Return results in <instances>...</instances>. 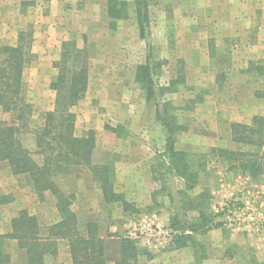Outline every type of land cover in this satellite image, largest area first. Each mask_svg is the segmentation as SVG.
I'll list each match as a JSON object with an SVG mask.
<instances>
[{"label": "crops", "instance_id": "1", "mask_svg": "<svg viewBox=\"0 0 264 264\" xmlns=\"http://www.w3.org/2000/svg\"><path fill=\"white\" fill-rule=\"evenodd\" d=\"M161 6V8L172 10L173 15L166 13L161 15L157 13L153 17L149 15L151 57L155 55V60L160 59L165 66H171L172 59L183 61L187 65V70H194L197 73L192 79L195 81L193 85L202 86L205 89L203 97L196 100V108L192 114L183 113L177 119V124L182 129L176 134L175 151L188 155L212 149L244 151L246 149L244 146L231 141L230 125L249 124L252 118L261 111V101L254 96V92L260 88V82L253 72L247 70L250 62L258 61L264 57V0H169ZM47 9V13L39 21L41 24L35 26V29L37 28L35 31L39 33L41 30L47 29V32L51 30L54 38L64 40L70 35L68 30L72 31V28L70 30L66 24L75 21L85 24L80 36L85 41L79 43L76 37L71 36L83 53L88 71V86L85 96L72 109L76 114L77 121L75 135L79 137L92 129L95 139L102 142L103 156L99 163H110L113 166L114 192L124 194L127 191L136 207H148L154 202L157 183L161 181L155 173V168L162 167L165 162L163 156L164 136L157 115L151 119L152 125L147 127L141 116L142 113L139 112V116H133L134 120L138 119L137 125L133 129L129 127L121 135L113 131L114 125L109 124V128L106 125L100 126L103 115L98 112V108L91 106L92 100L97 101L99 107L100 103H104L107 115L110 116L116 109L120 110L121 107L126 109L125 105L129 103L124 102V99L129 96L126 89H122L123 93L120 97L117 99L114 97L117 94L119 81L121 82L123 79L119 73L114 72L117 69L110 70L103 64L98 66V72L94 78L88 55L90 49L98 47L106 49V47L113 46L115 40L118 39L119 43L114 46H116L118 54L123 55L121 63L124 67V63L127 61L126 57L130 56L131 51L125 44L128 39L130 40L128 42L137 48V55L142 56L135 65L145 63V42L139 36L134 7L127 19L116 22L117 26L114 30L109 29L108 26L112 20L107 14V0H48ZM127 21H129V27L133 28L130 34L119 31V23L122 26ZM48 24L51 25L48 27ZM97 25L103 26L101 34L94 32V27ZM171 25L173 31L169 32ZM34 37L36 35L33 34ZM171 40L173 41L171 42ZM227 40H229V46H222L221 43ZM120 41H123L124 45H121ZM210 42H213L214 47L210 46ZM224 54L226 55V58H223L224 62H218V58ZM215 59L216 62L213 64ZM221 67L224 71L222 75L216 73ZM171 79L172 77L169 80ZM131 82L136 83L134 79ZM147 101V96L144 93L135 103L141 109L142 106H146ZM119 102L123 105H117ZM129 112L132 114V108L125 114ZM148 113L151 116L152 110L149 109ZM130 137L134 138V143L128 141ZM213 163L221 168L218 171V189L212 192L213 195H216L217 208L223 206L227 199L233 195L241 196L242 202L247 205L250 199L254 202L261 199V204L255 208V211L264 218V202H262L264 175L253 179L248 175L231 171L226 162L217 157H213ZM174 179L183 182V179L179 177H173V181ZM257 183L259 190L254 192L252 187L255 184L257 186ZM99 197L102 200L100 192ZM157 213L145 214L143 217L145 219L139 223L138 228H135L142 236L145 234L144 237H141L143 246L154 253L148 257L140 255L135 264H187L190 260L184 256V253L189 247L175 248L167 242L165 248L159 250V247H162L161 242L155 240L151 243L148 240L150 235H154L152 225H155L156 228H159L161 224L165 225L166 219L163 213ZM147 223L150 225L147 226ZM148 227L151 229L149 230ZM149 231L152 232L148 234ZM212 233H215V230L209 234ZM2 234L3 232H0V235ZM199 241L204 252L203 264L209 262L218 264L224 259L225 250H222V241L215 245L211 243L207 245L201 240ZM112 245L115 246L113 250L111 249ZM261 248L264 252V245H261ZM16 251L24 257L25 263L24 252L18 248ZM16 251L13 250L11 253ZM118 254V237L106 238V264H115ZM235 259L234 256L228 260L235 262ZM69 261V258H66L63 263H69Z\"/></svg>", "mask_w": 264, "mask_h": 264}, {"label": "trees", "instance_id": "2", "mask_svg": "<svg viewBox=\"0 0 264 264\" xmlns=\"http://www.w3.org/2000/svg\"><path fill=\"white\" fill-rule=\"evenodd\" d=\"M113 0H107V14L113 19L109 29H116L114 21L118 15ZM134 12L140 38L146 45V60L137 66L135 82L145 90L147 100H156L162 93L158 88L154 70L164 62L152 60L149 47L148 0H134ZM118 18V17H117ZM33 28L27 27L17 34L14 45H0V163L5 162L11 174L26 176L31 188L39 195L48 192L55 198V208L59 219L50 225L42 235L34 216L22 210L11 220L10 234L0 235V264L10 262L5 251V242L12 240L16 247L24 252L25 264H45L46 259L55 258L61 243L67 248L69 263L60 264H106L105 239L94 224H87L85 232L78 226L76 214L71 209L74 195L61 190L57 181L69 175L73 168L86 169L92 181L100 191L102 202L118 203L126 210L128 203L120 194L114 192L113 166L110 163H94L93 152L96 147L95 133L88 130L81 136L75 135L76 116L72 109L84 98L88 86V71L83 53L75 40H65L60 44L59 59L53 63L56 75L49 83L54 93L52 109L40 115L37 125L32 124V107L26 100L24 70L34 61L32 51ZM248 72L260 79V88L254 96L261 101V111L249 124H231V141L248 150L228 151L212 149L213 156L223 160L229 170L256 179L264 175V62L249 63ZM178 77L169 82L167 92H176ZM163 91V90H162ZM157 120L164 136L165 162L163 169L169 184L172 178L183 179V189L177 191L174 215L170 218L175 248L190 247L193 264H203L202 245L197 236L212 229H219L208 214L206 192L190 199L187 193L196 185V174L192 172L190 155L174 149L176 134L181 131L175 116L167 112L166 106L156 102ZM162 111H159V107ZM113 131L116 132L114 129ZM32 140V149L24 144V138ZM198 168L201 167L198 165ZM197 211V219L189 222L186 213ZM119 239V254L115 264H135L141 252L136 240L128 236H116Z\"/></svg>", "mask_w": 264, "mask_h": 264}, {"label": "rangeland", "instance_id": "3", "mask_svg": "<svg viewBox=\"0 0 264 264\" xmlns=\"http://www.w3.org/2000/svg\"><path fill=\"white\" fill-rule=\"evenodd\" d=\"M47 1L48 0H0V45H14L16 43L18 32L20 30H26L29 26H32L33 34L36 35V37L33 38L32 44V51L35 54V59L23 73L26 100L32 107L33 112L31 121L34 125H37L40 115L43 112L52 109L54 93L49 89V83L56 74V70L53 68V63L59 59L61 42L65 40H75L73 37H76V40L79 43L85 41L80 38L82 31L85 28V24L79 23L78 21L66 24L67 27H70V30L72 28V31L69 32L68 30V34L70 35L64 40L54 38L53 31L51 30L50 32H47V29L43 31L41 30L40 33L35 31L37 29H35V26H39L41 24L39 23L41 17L45 16L47 13ZM167 1L169 0H148V18L149 15L150 17H153L157 13L160 15L162 13L173 15L172 10L168 8H161V5L165 4ZM111 3H115L114 8L118 11V15L115 17L116 19H114V21L117 22L129 17L133 8L134 0H113ZM111 20L113 19L111 18ZM128 22L129 21L122 26L121 23H119L120 32H125L127 34L131 33L133 28H131V26L129 27ZM50 25L51 24H48L47 26L49 27ZM94 30L96 34L97 32L101 34L103 32V26L97 25L94 27ZM172 31L171 25L169 32ZM123 41H120L121 45H124ZM128 41L130 40L127 39L125 44L126 46H129V50L131 51L129 54L130 56L126 57L127 61L124 63V67L123 63H121L123 55H119V52L116 49V46L119 43L118 39H116L114 43L116 46L113 45L106 47V49L98 47L89 50V64H91L94 78H96L98 66L103 64H105L106 68L108 67L110 70H112V68L114 70L117 69V72H114L117 74L119 73V76L123 79L121 82L119 81V86L116 91L117 94L114 95V97L116 99L120 97L123 93L122 89H126L127 95L129 93L127 99H124V102H129L125 105L126 109H124V107H121L120 110L116 109V111H113L110 116L107 115L104 103H100L101 106L99 107L97 101L95 102L92 100L91 106L98 108V112L103 115L100 126L106 125V127L109 128V124H111V126L114 125L116 132L123 135L129 127L133 129L137 125L136 122L138 119L135 118L134 120L133 116L137 117L140 115L139 112H141V116L146 122V126L150 127L152 125L150 121L152 118H155L158 111L156 102L160 105L166 106V109L168 110L167 112H170L173 116H175L176 122L179 115H182L183 113L186 115L192 114V111L196 108V100L203 97V90L205 89L202 86L193 85V82L195 81L192 79L194 78V75H197V73L194 72V70H187V65H185L183 61L177 59H172L171 66H165V64L161 66L156 65L154 75L157 86L162 93L156 98V100H148L146 106H142L141 109L138 107V104L135 102L144 93L146 94V92L141 88V85L138 83L134 84L131 80L134 79L135 81L137 68H135V66H140L135 64L139 61V59L141 60L142 56L137 55V48L133 47V45ZM172 41L173 40H171V42ZM228 44L229 40L221 43L222 46L227 45V47L229 46ZM210 46L214 47L213 42H210ZM151 58H153L152 60L157 63L163 62L160 59L155 60V55ZM223 58H226L225 54L218 58L217 61L224 62L225 59ZM259 60L264 62V57L258 59V61ZM215 62L216 59L213 60V64H215ZM105 73L107 74V71ZM216 73L221 75L224 74L223 67L217 70ZM181 76L183 77V83H176V92L165 91L171 80H175ZM170 77H172L171 80H169ZM257 80L260 82L259 78H257ZM123 84L124 86H122ZM104 101L105 98L103 99V102ZM117 105L122 106L123 104L119 102ZM130 108H132V114L130 112L127 113L131 114L127 117L125 112H127V110L130 111ZM149 109L152 110L151 116L148 113ZM159 111H162L161 106L159 107ZM76 122L77 121L75 119V123ZM128 141H132L133 143L135 142L132 137H130V140ZM96 142V147L93 152V161L94 163L99 164L103 156L101 152L102 142L97 139ZM24 144L28 148L32 149V140L29 136L24 138ZM213 157L215 156H213L211 150H207L203 153L191 154L189 157V162L191 164L190 169L192 172H195L197 182L194 189L187 193V196L190 199H194L202 192H206L207 203L209 205L208 214L211 218H213L215 223L221 224L219 229H212L206 234L199 235L197 237L207 245L209 243L215 245V243L219 244L220 241L223 242L222 250H225V257L223 256L224 259L218 264H264V252L261 248V245H264V237L255 232L224 225L222 216L216 212L218 204L216 203V195H213L212 192L218 189V171H220L221 168L220 166L218 167L217 164L213 163ZM198 165L201 167L200 169L198 168ZM155 173L161 181L157 183V191L155 199H153L154 202H152L148 207H136L135 203L132 202L133 199L131 198L129 192L125 191L124 194L120 195L123 200L129 204L126 210L123 209L120 202H102L99 197V189L90 178L89 172L84 168L71 169L69 175L57 181V185L66 193L74 195L75 198L71 204V209L77 216L78 226L81 232H85L86 225L90 223L94 224L99 230L100 235L105 237L107 235H110L111 237L128 236L136 240L138 249L141 252H144L143 255L148 257L154 253L153 251H148V248L143 246V239H141V237H144L145 234L142 236L139 231L135 230V228H138L137 226L139 223L145 219L143 218L145 214L147 215L156 212H158L157 214L163 213V216L166 219V222L164 221L165 225L161 224L159 228L152 225L151 228L154 235H150L148 240H150V242L155 240H158L159 243L161 242L162 247H159V250H163L167 242L171 244L173 235H175L176 232L170 229V218L174 215L175 201L179 198L177 191L183 188V182L179 179H174L173 181L172 178L173 184H169L167 174L165 173L163 167L158 166L155 168ZM258 186V183L257 186L256 184L253 185L252 190L257 192L259 190ZM260 194L258 195L259 197L261 196ZM234 196L237 195H233L232 197ZM238 197L240 198L239 195ZM262 198V202H264V195H262ZM229 199H227V201ZM55 203V198L51 194L48 192H45L42 195L37 194L31 188L30 181L26 176H15L11 174L9 167L5 162L0 163V232H3L2 235L10 234V222L17 215V213L22 210L27 211L28 214L36 218L40 228V233L44 235L47 228L59 219ZM260 204L261 199H257L255 202L250 199L248 207L255 209L258 208ZM186 217L189 222H193L197 219V211H187ZM149 225L150 224L147 223V226ZM148 228L149 230L151 229L150 227ZM214 230L215 233L209 234ZM151 232L149 231L148 234ZM5 244V251L10 257V262L8 264H25L24 257L16 251V242L7 239ZM114 248L115 246L112 245L111 249L113 250ZM13 250L16 252L11 253ZM184 256L190 260L187 264H193L192 249L190 247L187 251H185ZM234 256L236 257L235 262H229L228 259H231ZM66 258H69L67 248L64 243H61L58 255L55 258L46 259L45 264H60L63 263V260ZM208 264L215 263L209 262Z\"/></svg>", "mask_w": 264, "mask_h": 264}, {"label": "built area", "instance_id": "4", "mask_svg": "<svg viewBox=\"0 0 264 264\" xmlns=\"http://www.w3.org/2000/svg\"><path fill=\"white\" fill-rule=\"evenodd\" d=\"M216 212L222 216L224 225L245 229L264 237V218L254 208L244 204L241 196L231 197Z\"/></svg>", "mask_w": 264, "mask_h": 264}]
</instances>
